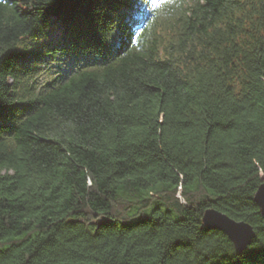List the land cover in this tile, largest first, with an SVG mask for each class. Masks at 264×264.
<instances>
[{
	"label": "trees",
	"instance_id": "16d2710c",
	"mask_svg": "<svg viewBox=\"0 0 264 264\" xmlns=\"http://www.w3.org/2000/svg\"><path fill=\"white\" fill-rule=\"evenodd\" d=\"M125 2L0 0V264H264V0H168L138 44ZM115 21L61 86L23 76L27 40L84 58Z\"/></svg>",
	"mask_w": 264,
	"mask_h": 264
},
{
	"label": "water",
	"instance_id": "95a60500",
	"mask_svg": "<svg viewBox=\"0 0 264 264\" xmlns=\"http://www.w3.org/2000/svg\"><path fill=\"white\" fill-rule=\"evenodd\" d=\"M254 200L264 218V182L258 187ZM202 221L207 229L217 230L228 236L238 253L247 250L256 236L252 225L237 221L214 208L205 211Z\"/></svg>",
	"mask_w": 264,
	"mask_h": 264
},
{
	"label": "bare ground",
	"instance_id": "6f19581e",
	"mask_svg": "<svg viewBox=\"0 0 264 264\" xmlns=\"http://www.w3.org/2000/svg\"><path fill=\"white\" fill-rule=\"evenodd\" d=\"M108 19H110V18H108ZM120 20L123 21V17H120ZM134 21H137L139 24L138 25H134ZM131 23L133 24L134 29H131L132 30L131 33L129 32V36H128L129 39L134 38V36H136L137 34H140L141 35L142 32H143V30L148 25V23H144V25H143V22L141 23V21L137 17L131 18ZM112 24H114V22ZM142 25H143V27H142ZM161 27H162V25H161ZM85 37H86V39H88L87 36H85ZM139 37H135V38L138 39ZM126 39H127L126 41L125 40H122V42L124 41L126 44H130V40L127 37H126ZM101 40L102 39H98V42L99 43L96 44V45H100L101 46V48H99V51L96 54H94L95 53L94 52V53H92L94 55L88 56L89 54H87V55L84 56V58H78L77 57L75 61H77L78 59H84L85 62H87V63H98V62L102 61V59H103L102 55L105 52L104 49L106 48V44L104 43L103 40L102 41ZM108 41H109V39H108ZM64 44H65V42H64ZM47 45L48 44H45L44 47H46ZM41 52L42 53H50L47 48H43V50ZM67 56H69V53L67 52V49H65V51L62 52L61 55H58V57L52 58L53 66L56 67V68L53 69V66L50 67V68L47 67V70H49V72L47 73V75L48 76H50V74L52 75V77H51L52 78L51 79V83L52 84H57L58 83L61 86L62 85L61 83L65 79H68L70 76H73V75L78 74L77 71H76V69H75V67H74V65H72V64H70V63L65 62V61L62 60L63 58H66ZM45 57H46V55H43L42 56V58H44V59H45ZM31 68H34V66L31 65ZM37 68L39 69V67H37ZM32 70L33 71H36L37 69H32ZM65 73H68L67 76H66ZM23 76L25 78L26 77L27 78H30L28 76V74H25V73L23 74ZM36 76H37V73H36ZM48 76H47V78H48ZM32 78H36V77H32ZM61 80H63V81H61ZM30 81H31V83H33L34 85H36L37 88L41 89V88H44L45 87V83L47 82V79L42 80V81H39L38 83H35L36 80L30 78ZM52 87L55 88L54 85H52Z\"/></svg>",
	"mask_w": 264,
	"mask_h": 264
},
{
	"label": "rangeland",
	"instance_id": "374dc122",
	"mask_svg": "<svg viewBox=\"0 0 264 264\" xmlns=\"http://www.w3.org/2000/svg\"><path fill=\"white\" fill-rule=\"evenodd\" d=\"M51 39V34H46V35H43L40 37H37V38H34V39H30V40H27V44L30 46V47H35V48H40V49H43L44 45L47 44L49 42V40ZM47 64L48 62L47 61H44L40 66H39V72L37 73V76H36V81L39 82V81H42V80H49V79H52V75L50 74V76L47 75V73L49 72V70H47ZM48 76V78H47ZM254 240V239H253ZM235 248V246H234Z\"/></svg>",
	"mask_w": 264,
	"mask_h": 264
}]
</instances>
